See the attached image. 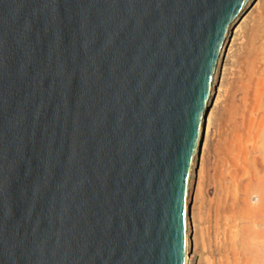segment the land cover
<instances>
[{
    "label": "water",
    "instance_id": "obj_1",
    "mask_svg": "<svg viewBox=\"0 0 264 264\" xmlns=\"http://www.w3.org/2000/svg\"><path fill=\"white\" fill-rule=\"evenodd\" d=\"M248 0H0V264H188L215 64Z\"/></svg>",
    "mask_w": 264,
    "mask_h": 264
},
{
    "label": "rangeland",
    "instance_id": "obj_2",
    "mask_svg": "<svg viewBox=\"0 0 264 264\" xmlns=\"http://www.w3.org/2000/svg\"><path fill=\"white\" fill-rule=\"evenodd\" d=\"M238 25L232 32V46L227 45L222 54L220 78L211 100L214 116L201 162L202 191L193 206L200 212L194 253L197 264H217L219 260L215 207L220 195L227 198L225 209L236 232L251 205H264V0H254ZM226 60L229 71L221 83ZM219 85L222 94L214 103ZM263 221L261 212L256 225L260 237ZM233 262L264 264V240L253 256L238 254L235 248Z\"/></svg>",
    "mask_w": 264,
    "mask_h": 264
},
{
    "label": "bare ground",
    "instance_id": "obj_3",
    "mask_svg": "<svg viewBox=\"0 0 264 264\" xmlns=\"http://www.w3.org/2000/svg\"><path fill=\"white\" fill-rule=\"evenodd\" d=\"M254 0H248L244 7L240 10V12L234 17L231 23L228 26V29L225 34V38L223 41L222 48L220 50L219 56L217 58V62L215 64V70L213 73V79L211 82V91L209 98L207 100V106L203 112V117L201 119V134L200 140L197 145L194 157H193V164L190 171V182H189V189H188V224H189V251H188V264H197L195 263L196 257L194 255L195 250L197 248V232L199 226V211H195L193 209L195 200L200 196L202 187H201V173L202 172V158L204 152V145H205V138L208 133L209 129V122L213 119L214 116V106L211 108V100L213 98L214 87L216 86V79L219 77V73L221 71V57L224 51H226L227 45L230 43L231 36L233 30H237L239 21L244 16L247 8L250 4H253ZM228 60L225 62V66L223 67L222 71V81H224L226 74L229 71ZM220 85L218 87V93L214 100L216 103L219 99V96L222 94ZM203 164V163H202ZM203 178V177H202ZM262 199V198H261ZM227 198L220 195L216 207H215V214L217 218V224L219 227V239L217 245V251L220 253L219 260L217 264H234L233 262V253L235 248H237L238 254H245L248 256H253L256 252L258 244L262 240H264V234L262 237L259 236V231L256 228L258 223L259 214L262 212L264 213V205H260L259 203L256 205H251L249 210L243 216L246 217L245 223L240 226L238 232L234 229V222L232 221L229 214L225 208L228 206ZM264 224V221H263ZM264 231V228H263ZM237 246V247H236ZM199 257V256H198ZM251 259V258H249Z\"/></svg>",
    "mask_w": 264,
    "mask_h": 264
}]
</instances>
